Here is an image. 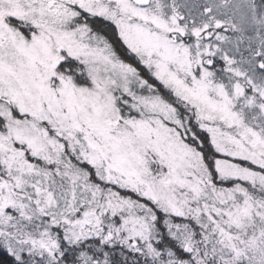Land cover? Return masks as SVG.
Returning a JSON list of instances; mask_svg holds the SVG:
<instances>
[{"label": "snow or ice", "instance_id": "1", "mask_svg": "<svg viewBox=\"0 0 264 264\" xmlns=\"http://www.w3.org/2000/svg\"><path fill=\"white\" fill-rule=\"evenodd\" d=\"M0 264H264V0H0Z\"/></svg>", "mask_w": 264, "mask_h": 264}, {"label": "rangeland", "instance_id": "2", "mask_svg": "<svg viewBox=\"0 0 264 264\" xmlns=\"http://www.w3.org/2000/svg\"><path fill=\"white\" fill-rule=\"evenodd\" d=\"M181 2H184V0H181ZM187 2H189V3H198V4H206V3H209V2H214V3L219 4V3H222V0H187ZM231 2H232V0H229V3H231ZM200 10L202 11V9H200ZM224 34L225 35H233V33H231V32H225ZM220 63L222 64V62H220ZM218 186H220V185H218ZM223 186L227 187L229 185L225 184Z\"/></svg>", "mask_w": 264, "mask_h": 264}, {"label": "trees", "instance_id": "3", "mask_svg": "<svg viewBox=\"0 0 264 264\" xmlns=\"http://www.w3.org/2000/svg\"><path fill=\"white\" fill-rule=\"evenodd\" d=\"M261 2V0H257V3H260ZM127 254V253H126ZM186 256H187V254H186Z\"/></svg>", "mask_w": 264, "mask_h": 264}]
</instances>
